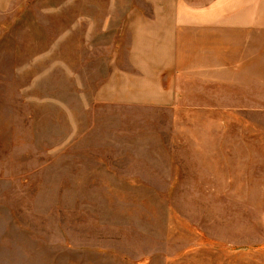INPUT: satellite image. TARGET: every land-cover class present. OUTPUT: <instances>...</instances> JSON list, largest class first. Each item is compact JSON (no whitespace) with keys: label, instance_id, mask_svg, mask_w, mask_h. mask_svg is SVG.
<instances>
[{"label":"rangeland","instance_id":"374dc122","mask_svg":"<svg viewBox=\"0 0 264 264\" xmlns=\"http://www.w3.org/2000/svg\"><path fill=\"white\" fill-rule=\"evenodd\" d=\"M0 264H264V0H5Z\"/></svg>","mask_w":264,"mask_h":264},{"label":"crops","instance_id":"0c3cea01","mask_svg":"<svg viewBox=\"0 0 264 264\" xmlns=\"http://www.w3.org/2000/svg\"><path fill=\"white\" fill-rule=\"evenodd\" d=\"M5 2V0H0V9L4 8Z\"/></svg>","mask_w":264,"mask_h":264}]
</instances>
